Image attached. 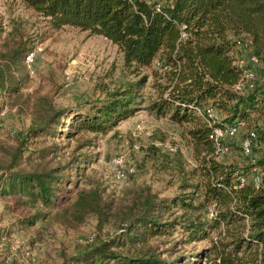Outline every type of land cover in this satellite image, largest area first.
I'll return each instance as SVG.
<instances>
[{"label": "trees", "instance_id": "1", "mask_svg": "<svg viewBox=\"0 0 264 264\" xmlns=\"http://www.w3.org/2000/svg\"><path fill=\"white\" fill-rule=\"evenodd\" d=\"M22 1L53 29L67 25L107 39L121 53L126 68L147 66L160 53L162 65H166L165 69L161 65L160 77L166 84L151 108L158 114L170 111L177 122H191L188 136L200 156L197 165L185 171L180 161L176 163L182 176L175 193L158 199L144 197L138 216H133L130 209L125 214L129 222L119 235L72 257L73 262L191 264V253L159 259L132 257L116 250L126 243L144 245L148 239L178 227L185 242L210 241L209 248L203 249L210 264H264V150L245 166L228 168L215 159L208 138L211 125L207 123L248 124L251 112L264 114V89H234L243 68L234 63L233 56L235 50H240L234 44L238 38L247 43L249 53L264 63V0H158V9L147 0ZM27 50L17 45L9 51L7 59L11 67L9 63L0 67V94L18 96L20 64ZM33 101L34 117L19 146L9 153L7 172L0 176V192L27 197L29 202H38L47 209L65 207L62 211L79 214L85 210L93 213L98 222L104 221L110 210L108 202L102 203L95 193L84 190H76L72 198V190L66 186L72 183V173L79 172L80 163L87 161L86 155L71 153L64 162L51 165L64 151L63 146L52 140H71L83 131L94 135L110 131L137 111L139 103L135 95L126 89L61 108L50 106L44 98ZM249 130L255 134L252 153L254 146L264 147V131L259 127ZM45 137L49 142H44ZM88 145L91 139L80 141L75 150ZM239 152L250 156L244 155L240 146ZM22 163L32 168L26 171L20 167ZM251 166L260 173L257 187L250 179ZM238 176L245 179L240 187ZM208 205L215 210L211 218L205 215ZM168 211L179 213L171 219L162 218ZM37 217L38 214H32L17 221L31 226ZM213 230H217L218 241L209 238Z\"/></svg>", "mask_w": 264, "mask_h": 264}, {"label": "rangeland", "instance_id": "2", "mask_svg": "<svg viewBox=\"0 0 264 264\" xmlns=\"http://www.w3.org/2000/svg\"><path fill=\"white\" fill-rule=\"evenodd\" d=\"M17 45L35 48L38 53L30 69L20 64L22 79L18 96L0 94V110H4L0 117V176L7 172L9 153L19 146L34 117L31 113L34 99L44 98L50 106L61 108L128 89L139 103L132 116L119 121L106 133L94 135L83 131L71 140H52L63 146L64 151L51 165L64 162L71 153L86 155L87 161L80 163L79 172L72 173V183L66 186L72 190V198L76 190H84L95 193L100 202H108L110 210L104 221L98 222L93 213L85 210L79 214L62 211L65 207L47 209L38 202H29L27 197L0 192V264H5L7 256L13 258L10 264H78L71 258L119 235L124 224L129 222L125 214L130 209L133 216H138L144 197L158 199L176 192L182 176L176 163L180 161V167L185 171L197 165V157H200L188 136L192 123L177 122L170 116V111L158 114L151 108L166 84L160 77L163 74L160 53L147 66L126 68L116 46L102 36L67 25L53 29L22 0H0V67L9 63L7 55ZM233 56L236 65L248 68L244 50H235ZM249 68L253 79L246 80L241 90L264 89V73L258 67ZM67 75L69 79L72 77L69 84H65ZM141 78L144 80L138 83ZM250 119L248 124L241 122L238 125L234 137L222 141L227 144L228 151L219 159L220 164L239 169L264 150L262 145L254 146L249 157L239 152L247 130L259 127L264 131V114L251 112ZM48 139L45 137L44 142H49ZM85 139H91V145L75 150ZM166 143L175 148L173 153L166 150ZM117 155L134 167V174L119 182L111 179L109 168L110 159ZM20 167L26 171L32 168L25 163ZM14 200L20 203L14 204ZM178 213L168 211L162 218L171 219ZM32 214H38V217L31 226L17 221ZM88 236H93L94 243L85 242ZM209 238L218 241L217 230L210 232ZM183 240L184 236L176 227L168 234L148 239L144 245L126 243L116 250L132 257L159 259L191 253V264L211 263L210 257L203 254V249L210 246L208 239ZM199 252L202 254L198 255Z\"/></svg>", "mask_w": 264, "mask_h": 264}, {"label": "built area", "instance_id": "3", "mask_svg": "<svg viewBox=\"0 0 264 264\" xmlns=\"http://www.w3.org/2000/svg\"><path fill=\"white\" fill-rule=\"evenodd\" d=\"M148 2H151L154 4L155 9H158V0H147ZM235 47L240 50L246 51V63L249 67H258L263 73H264V63L258 60L256 56L249 53L247 51V43L240 40L235 39ZM38 53V50L35 48L29 49L25 52L22 58V62L26 69H30L33 61ZM246 68L242 70V75L238 82L234 85V89L237 91H240L246 80L253 79V72L250 68ZM162 68L165 69L166 65H162ZM71 77V76H70ZM66 78L68 79L65 84H69L72 81V77L69 79V76L67 75ZM250 85V84H249ZM198 114L200 113L199 110L196 111ZM209 113V110H207ZM4 110H0V117L3 115ZM208 125H211V129L208 135V138L212 142V148H213V154L215 156V159L219 161L228 151V146L225 142H222L224 139H229L235 136L237 132V127L241 122H225L221 124L220 126L212 125L210 122H207ZM150 135V133H148ZM255 139V134L253 130H249L246 133L245 138L240 142V149L244 155H251V145L252 142ZM164 147L166 150L170 153H173L175 151V148L171 146L170 144H165ZM109 168H110V177L113 181L119 182L127 179L129 176L134 174V167L131 163L125 162L123 157L121 155L114 156L109 161ZM250 173V179L254 187H257L259 180H260V173L258 169L254 166H251L249 168ZM245 182V179L243 176H238V187L242 186ZM215 214V210L213 205L208 207L205 211V215L207 218L213 217ZM85 242H88L90 244L94 243L93 236H88V238L85 240ZM5 264H10L13 261V258L11 256H7L4 259Z\"/></svg>", "mask_w": 264, "mask_h": 264}]
</instances>
